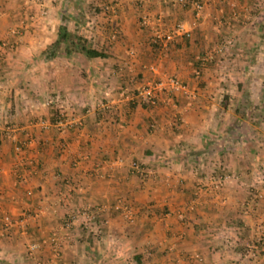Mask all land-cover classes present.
I'll list each match as a JSON object with an SVG mask.
<instances>
[{"label":"crops","instance_id":"crops-1","mask_svg":"<svg viewBox=\"0 0 264 264\" xmlns=\"http://www.w3.org/2000/svg\"><path fill=\"white\" fill-rule=\"evenodd\" d=\"M198 1L190 37L160 51L155 24L192 22L174 0H0V264H264V249L242 255L264 239V0ZM62 16L105 56L45 58ZM162 73L189 95L139 103Z\"/></svg>","mask_w":264,"mask_h":264},{"label":"built area","instance_id":"built-area-1","mask_svg":"<svg viewBox=\"0 0 264 264\" xmlns=\"http://www.w3.org/2000/svg\"><path fill=\"white\" fill-rule=\"evenodd\" d=\"M175 3L182 7H186L190 10L191 16H192V22L191 24H186L185 22H176L174 26H172L171 29L163 31L160 27L156 26L155 22H158L160 20L159 17L152 19L148 16H142L139 19V25L141 27H147L151 24H155V26L151 29V42L154 43L160 51L162 49L166 48L168 44L174 40L176 36L183 37V38H189L191 35V31L193 30V27L199 22L201 17V12L203 8L202 2L198 0H174ZM101 8L103 11H109V13L113 14V7L110 4L103 3ZM115 34L111 32V38H113ZM232 41L230 38H226L223 41L219 42L218 44L214 45L212 48L205 51L201 56L198 57V65L193 69V73L195 76L199 75L200 69L202 66H204L207 62L211 61L214 57V55L218 51L224 50L228 45H231ZM5 47V42L0 43V55L2 53V48ZM128 55H133V51L129 50ZM157 64L152 62L147 66V69L150 72L156 71ZM125 90V89H124ZM124 92V91H122ZM159 93L166 94V95H173L175 93H180L182 95L188 96L190 91L187 87V85L181 81L179 78H177L174 75L162 73L160 76L151 78L149 80H146L144 83L139 85L134 92V97L139 101V103H145L148 105H153L155 103V98L158 96ZM40 125L42 127H47V124H45L42 120L39 121ZM152 126V125H150ZM15 149H18V147L15 146ZM130 168L133 171L134 174L138 175L140 178H143L147 176V171L136 161H132L130 163ZM227 177L226 174H219L216 177H210L215 185H222L225 178ZM116 208L120 209V212L122 216L126 220L132 219V211L126 204H118ZM85 216V225L84 227L87 230H90V224L89 222H92V217L89 215H86V213H82ZM76 217L73 213H68L65 215V217L62 220L61 228L65 231L69 230L70 225L73 221V219ZM5 224H8V218L4 217L3 219ZM264 227V219H262L258 225V227ZM92 233H95V230H91ZM56 236H53L50 238V242L54 245L56 248ZM37 247L35 243H32L29 245L28 250L29 252H33L34 249ZM264 249V239L263 240H256V241H246L243 245V252L242 255L246 258L252 259L255 258L260 250Z\"/></svg>","mask_w":264,"mask_h":264},{"label":"trees","instance_id":"trees-1","mask_svg":"<svg viewBox=\"0 0 264 264\" xmlns=\"http://www.w3.org/2000/svg\"><path fill=\"white\" fill-rule=\"evenodd\" d=\"M70 5V4H69ZM76 20V19H75ZM67 19L61 18L57 27L55 39L49 43L42 51L45 58L54 57L58 54H82L85 57H103L105 54L86 43V39L76 32L77 21L69 23ZM154 48L156 47L153 44ZM145 104V103H143Z\"/></svg>","mask_w":264,"mask_h":264}]
</instances>
